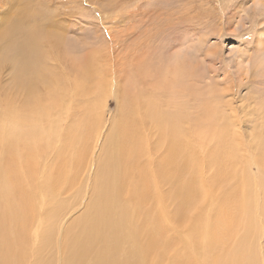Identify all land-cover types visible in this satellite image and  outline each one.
<instances>
[{
  "label": "bare ground",
  "instance_id": "bare-ground-1",
  "mask_svg": "<svg viewBox=\"0 0 264 264\" xmlns=\"http://www.w3.org/2000/svg\"><path fill=\"white\" fill-rule=\"evenodd\" d=\"M18 12L0 25V73L13 77L0 85V264H264V136L242 141L236 111L209 104L177 60L142 71L152 89L126 91L95 156L102 58L64 49L54 72L62 25L40 7ZM203 199L210 223L192 215ZM172 221L184 228L178 248Z\"/></svg>",
  "mask_w": 264,
  "mask_h": 264
},
{
  "label": "rangeland",
  "instance_id": "rangeland-1",
  "mask_svg": "<svg viewBox=\"0 0 264 264\" xmlns=\"http://www.w3.org/2000/svg\"><path fill=\"white\" fill-rule=\"evenodd\" d=\"M29 5L40 7L49 22L53 18V27L62 25L59 32L63 37L59 38H64L63 42L55 39L58 50L46 60L54 72L59 71L56 65L63 62L60 55L66 49L68 59L78 60L97 50L103 69L108 71L110 80L99 100L104 126L95 156L106 143L111 119L121 115L126 91L135 93L142 88L148 94L152 89V77L142 71L149 64L162 68L177 60L195 68L193 86L211 96L209 104L221 111H236L242 119L237 128L245 136L242 141L250 140L253 133L264 136L260 126L264 129V0H0V25L8 13L14 18ZM11 70L9 67L0 73V85L11 84ZM65 71L70 74L69 69ZM16 89L20 91L19 103L24 90ZM249 168L253 173L258 170L256 165ZM90 170L87 176L93 166ZM84 202L85 197L66 213L62 230L81 214ZM208 204L203 199L192 215L210 223ZM173 222L169 233L178 248L177 239L184 235V228ZM57 259L63 264L64 259Z\"/></svg>",
  "mask_w": 264,
  "mask_h": 264
}]
</instances>
